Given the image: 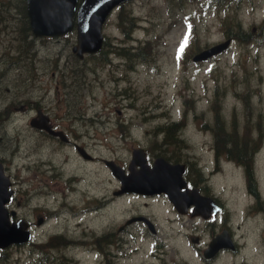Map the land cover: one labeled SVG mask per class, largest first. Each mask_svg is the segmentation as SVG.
<instances>
[{"label":"rangeland","instance_id":"1","mask_svg":"<svg viewBox=\"0 0 264 264\" xmlns=\"http://www.w3.org/2000/svg\"><path fill=\"white\" fill-rule=\"evenodd\" d=\"M21 10L22 0H0V42L7 44L16 34L12 30L18 28ZM130 15L134 16L133 20ZM263 21L264 0L129 1L115 10L104 26L108 45L104 52H109L111 47L118 49L120 45L141 46L142 55L137 56L142 58L141 62L133 66L128 60L120 63L116 54L108 55L106 65L102 63L105 54L79 61L72 53L74 34L62 40L36 39L32 50V103L49 105L54 120L77 126L76 136L81 140H84L82 136L92 138L90 149L103 158L116 155L124 158L138 141L150 142L154 136L148 125L159 123L162 115L169 114L179 120L178 128L184 131L185 141L176 150L181 151L182 146L187 145L194 155L182 152V156L194 160L195 165H202L212 187L224 199L238 200L236 205L230 206L231 214H238L235 225H243L246 235L252 232L250 253L260 248L264 251V200L262 208L258 209V201L249 195L246 183L250 172L251 184L264 199V35L261 36L259 29ZM236 22L254 38L232 39L221 53L204 61H193L196 54L227 42L226 27L234 31ZM13 44L21 45L18 41ZM61 73L67 74L64 85L59 82ZM48 87L50 94L44 97ZM20 124L26 125L24 121ZM219 129L222 131L218 140L215 131ZM0 137L4 138L1 129ZM41 142L42 139L34 149L45 147ZM225 145L234 149L232 154L236 153L235 148L246 147V165L230 159ZM7 149L13 153L11 143ZM29 150L30 145L20 143L21 156ZM30 158L33 167L37 161L35 156ZM13 160L23 163L26 159L18 161V157H14ZM62 163L63 158L59 160L60 167ZM214 167L217 169L212 170ZM95 169L96 164L89 165V176L86 174L80 179L75 188L71 181L63 180L54 172L48 176L38 175L36 171H32V175L23 173V179L32 176L34 184L48 179L52 195L29 197L25 189L18 193L16 207L31 218L43 214L49 217L51 213L44 208L32 209V205L57 208L52 212L56 213V218L50 215L35 234L34 242L39 239L38 243L44 245L30 243L7 248L0 264L99 263L101 256L98 257L89 238L102 222L93 211L94 200L86 193L80 194V188L85 189L92 181ZM61 170L63 172L64 168ZM100 174L103 177L104 171ZM95 191L92 189L91 194ZM158 200L128 202V199L126 203L116 199L102 210V216L114 214L119 222V212L124 206L131 205L133 210L137 206L149 207L153 213L158 212L160 236L179 238L181 243L184 233L194 231V221L178 215L169 204L160 205ZM65 201L71 204L66 206ZM256 214L262 233L255 230L256 221L248 219L250 222L246 223L247 218H254ZM197 223L199 227L203 224L201 220ZM58 225L64 227V235L70 242L52 238ZM82 239L83 245L79 243ZM147 248L148 244L143 250ZM142 258L144 253L135 257L132 264H141L144 261L139 259ZM248 258L256 261L255 264H264V254L256 260Z\"/></svg>","mask_w":264,"mask_h":264},{"label":"flooded vegetation","instance_id":"2","mask_svg":"<svg viewBox=\"0 0 264 264\" xmlns=\"http://www.w3.org/2000/svg\"><path fill=\"white\" fill-rule=\"evenodd\" d=\"M22 18L20 21L23 20L24 27L13 29L12 32L16 34L7 44L0 42V129L4 135V138L0 137V160L6 174L11 178L14 189L10 208L14 207L18 193L25 189L31 196L40 195L44 198L52 195L48 179L43 178L44 182L34 184L32 176L29 179H23V173L32 175V171H36L38 175L48 176L54 172L63 180L66 178L67 181H71L72 187L75 188V184L80 179H84L86 174L89 176L87 167L96 164L97 169H95V174L92 172V181L88 182L85 189L80 188V194L84 196L86 193L94 200L93 211L96 219L102 222L101 226H96L92 238L89 239L94 246V251L97 255L99 254L98 257L101 256L98 264H132L133 259L141 253H144V258L139 260L146 264H255L256 261L248 257L256 260L264 254V251L260 248L250 253L252 232L248 231L246 235L243 225H235L234 220L238 218V214H231L230 206L236 205L238 200L224 199L223 195L217 193L208 175L201 173L200 167L194 166L192 159L182 156L172 144L167 142L168 129L164 128L160 131L162 134L160 142L151 144L139 142L127 152L124 158L116 156L103 158L90 149V139L85 141L76 136L79 133L76 131L77 126H69L62 120H54L52 113L48 110L49 105L32 103V27L27 15ZM20 35L28 38L27 44L16 46L13 42L17 41ZM66 78L67 74L61 73L59 82L64 85ZM48 91L49 87L45 88L44 97H48ZM33 118L36 122L34 127H32ZM41 119H45L47 125L41 126ZM21 121H24L26 125L20 124ZM24 133L27 137L21 138L20 136ZM15 134L17 135L14 136ZM36 134L42 137L37 138ZM41 139L45 147L34 149ZM1 142H3L2 145ZM8 143L12 144L13 153L8 152ZM20 143L30 145V150L24 156H21ZM136 149L143 150L147 166H152L157 158H164L172 164L185 165L186 172L178 192L183 194V202L188 206V210L181 214L170 202H167L178 215L188 216L194 221V231H190V234L184 233L181 243L179 238L174 240V238L160 236L162 232L159 228L158 212L153 213L149 207L137 206L133 210L131 205L124 206L119 212L121 218L119 222L114 214H109L104 218L102 216L104 214L102 210L116 199L121 202L129 199L128 202H131L132 199L167 198L165 194L121 192V184L109 167L108 161L116 162L126 174H129L132 153ZM31 156H35L37 161L33 167ZM14 157H18V161L26 160L23 163H16L13 160ZM62 158L64 163L60 167L59 160ZM62 168H64L63 172ZM136 169H140V166L137 165ZM103 171L102 177L100 173ZM246 183L250 190L249 193H253L257 198V193L253 192L256 190L252 184L250 185L249 176ZM92 189H96L93 194H91ZM197 194L199 195L193 198ZM200 197H202L203 207L198 204ZM249 207L251 206L247 205L246 211ZM38 208L53 210L50 207H41L40 204L32 205V209ZM214 208L217 210L215 213ZM260 208L261 206L258 205V209ZM200 209H203L207 218L193 216ZM48 219L45 214L32 217V244L38 243L39 239L34 242L35 234ZM248 219L251 222L256 221L255 217L247 218L246 223L250 222ZM198 220L203 222L200 227ZM118 224L121 225L118 227ZM254 227L257 232H263V228L259 227V222L256 221ZM217 237H220L219 247L215 253H209L210 246ZM52 238L69 239L66 235L59 233ZM147 244L148 248L143 250L144 245ZM144 262L141 264H145Z\"/></svg>","mask_w":264,"mask_h":264},{"label":"water","instance_id":"3","mask_svg":"<svg viewBox=\"0 0 264 264\" xmlns=\"http://www.w3.org/2000/svg\"><path fill=\"white\" fill-rule=\"evenodd\" d=\"M79 0H27L28 14L32 29L37 36H59L72 30L74 14L78 13V46L74 51L79 57L85 52L94 53L101 49L103 43L102 26L111 11L127 0H82L77 9ZM230 41L202 52L194 58L203 60L227 48ZM163 169L160 162L155 163L153 170L146 172L142 180H130L138 188L151 187L159 191L177 192L181 186L183 166L169 167L168 172H177L176 178L164 179L157 176ZM136 178V177H134ZM125 182V178H123ZM8 178L4 175L0 164V248H6L13 243L25 244L31 239V232L25 221L11 224L6 203L11 192L8 191ZM167 185V187H166ZM153 186V187H152ZM213 246V245H212Z\"/></svg>","mask_w":264,"mask_h":264},{"label":"trees","instance_id":"4","mask_svg":"<svg viewBox=\"0 0 264 264\" xmlns=\"http://www.w3.org/2000/svg\"><path fill=\"white\" fill-rule=\"evenodd\" d=\"M259 29L262 30L260 34L263 37V35H264V32H263L264 31V21H263L262 25L259 27ZM226 33H227L228 37H233L236 39L241 38L243 40H250V39L254 38L252 33L243 29V26L238 22H236V30L233 31L231 28H229L227 26L226 27Z\"/></svg>","mask_w":264,"mask_h":264},{"label":"snow or ice","instance_id":"5","mask_svg":"<svg viewBox=\"0 0 264 264\" xmlns=\"http://www.w3.org/2000/svg\"><path fill=\"white\" fill-rule=\"evenodd\" d=\"M187 43V37H185V44ZM181 51H183V45L181 46Z\"/></svg>","mask_w":264,"mask_h":264}]
</instances>
